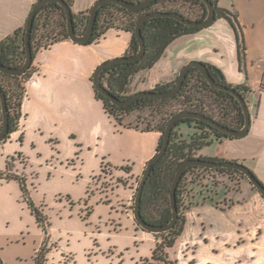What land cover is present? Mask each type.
<instances>
[{"label":"crops","instance_id":"crops-1","mask_svg":"<svg viewBox=\"0 0 264 264\" xmlns=\"http://www.w3.org/2000/svg\"><path fill=\"white\" fill-rule=\"evenodd\" d=\"M37 1L0 0V41L26 24ZM96 1L73 0V14L90 11ZM218 6L237 15L246 45L245 59L241 66L235 31L227 20L219 19L195 34L182 36L186 37L183 41H180L182 37L176 39L148 74L144 73L132 79L130 86L135 88L130 93L154 90L158 84L173 82L188 61H203L219 67L232 86L249 87L251 90L247 98L260 84L262 88L257 90L260 105L252 120L255 125L264 120V25L260 22V18H264V0H218ZM131 38L130 32L111 28L92 43L82 44L67 38L37 51L33 60L36 70L26 84L22 102L20 131L13 136L18 138L21 135L20 147L23 154L31 150L29 154H35L39 158L38 163L48 169L47 176L38 173L36 179L33 176L34 171L31 172L30 175L34 178L32 181L39 185L38 189H42V184L47 183L54 173L63 178L61 175L70 169L74 178L78 169L81 175L76 176V181L81 179L82 183L81 193L78 195L81 197L87 192L92 193L88 197L92 213L108 215V220L113 221L118 229H130L132 225L138 231L142 229L133 220L131 208L134 190L147 162L157 152L161 133L156 130L145 131L136 123L135 115L124 117L121 123L118 122L106 111L103 101L96 97L92 81L94 71L101 63L127 53ZM246 140L248 139L242 137L224 138L218 142L223 145L226 142L233 144L229 154L224 153L222 156L217 151L213 156L202 155L201 158L228 159L243 164L245 160L252 158L255 160L257 176L264 184V150L252 152L250 146L246 145ZM12 142L8 141L5 147ZM49 142L53 147L50 148ZM14 174L20 176L19 170L12 175ZM106 176L112 183L110 190L106 191L110 193L107 197V203L110 204L95 206L94 200L104 191L98 180ZM209 176L211 174L207 177ZM222 177L224 175H216L218 180ZM204 182L209 181L206 178ZM17 186L18 183L13 179L0 178V256L5 263L11 264L21 261L22 256L27 257V238H23L25 243L20 246L19 240L16 243L12 241L10 229L14 227L15 232L21 231L20 235H23L24 227L12 209L10 195H7L18 189ZM195 187L194 185L193 188ZM205 190L209 192V188L198 186L192 200L195 199V193L201 191L200 194H203ZM213 190L216 187H212ZM10 219L14 224L11 225L9 221L8 226H5ZM113 230L114 233H111ZM113 230H107L108 233L101 230L98 236L105 233L106 238L111 240L119 232L117 228ZM143 233L142 239L149 240L147 233ZM183 235L180 237V249L197 240L183 239ZM127 239L133 241L135 237L131 235ZM42 242L43 238L38 244H30L34 253ZM13 246L21 249L13 253L5 252L7 247ZM47 256L48 263L53 264L49 254ZM248 257L251 259L238 262L256 264L264 258V254L257 256L250 252ZM176 258L181 263L179 255ZM65 261L64 257L60 264H71Z\"/></svg>","mask_w":264,"mask_h":264},{"label":"trees","instance_id":"trees-1","mask_svg":"<svg viewBox=\"0 0 264 264\" xmlns=\"http://www.w3.org/2000/svg\"><path fill=\"white\" fill-rule=\"evenodd\" d=\"M72 6L73 0H66ZM138 1V0H130ZM216 10V21L227 20L236 34L238 59L241 64L245 59L246 45L244 42L241 26L237 15L230 10L218 6V0H211ZM185 10V11H184ZM152 11H176L191 20H202L207 15V6L203 0H154L149 5L140 10H130L114 3H106L98 10V15L91 39L82 44H88L99 40L107 30L117 28L128 31L132 34L128 51L125 55H133L138 50V41L135 35V25L137 19L143 13ZM195 12V13H194ZM89 13L81 12L74 15V23L78 32L84 31L87 27ZM194 13V16H190ZM204 28L186 25L171 17H154L147 20L142 26V34L145 39L146 50L141 59L133 62H120L106 68L102 73L103 84L117 97L125 99L129 97L130 84L136 74L150 70L164 55L166 49L179 37L195 34ZM25 31L26 24L15 30L12 34L0 41V63L9 67H19L26 58L25 51ZM67 18L64 8L57 3L44 5L36 14L31 33V47L33 55L43 48H47L53 43L67 39ZM210 74L218 82L232 86L226 80L223 71L210 63H206ZM35 66L21 75H11L0 71V87L6 94V101L9 110V133L1 142L8 139L9 135L20 129L22 118V102L26 93V84L35 72ZM176 80L170 83L158 84L154 90L165 91L172 88ZM246 99L250 88L245 85L234 86ZM95 90V88H94ZM223 100L219 110L224 114L226 109L236 112L233 121H226L221 117L214 116L210 112L213 108L212 96ZM96 97L103 101L106 111L118 122H122L124 117L135 115L138 125L143 123L145 131L156 130L161 133L157 150L162 147L164 132L168 121L175 113L182 110L200 112L208 117H212L219 123L231 127L240 128L244 124V114L239 101L229 92L217 89L210 85L203 74L197 68H191L186 76L184 84L177 95L169 99H159L143 97L135 100L128 106H117L109 98L95 90ZM179 103L181 107L168 115L165 110ZM229 107H227V105ZM169 105V106H168ZM167 106V107H165ZM173 107V106H172ZM224 111V112H223ZM148 112L149 117L145 118L144 113ZM167 115V117H165ZM193 126L194 133L184 136L178 131L180 124ZM3 127V115L0 104V129ZM224 138H236L217 129L206 121L195 118L180 119L171 135L170 143L165 154L154 164L144 185L141 198L142 217L151 224L165 225L172 218V207L170 203V189L175 173L184 161L194 158L196 153L204 146L211 144L214 140L221 141ZM22 139V138H21ZM217 160V159H214ZM103 169V167H102ZM216 172L218 175L227 176L231 181L235 180L234 173L244 176L236 169L222 168L209 169L192 166L184 171V174L177 187V207L179 217L176 225L169 231L163 233H153L161 235L162 241L157 242L151 256L144 258L138 264H177L172 259L170 251L179 241L183 234L187 222L186 210L192 204L194 185H202L206 179L207 172ZM0 178L15 179L20 183L24 196L27 197L36 222L46 230L49 228L48 219L34 206L29 197V192L24 180L18 175L0 172ZM246 178V176H244ZM236 184H239L236 182ZM213 187L218 184L213 182ZM255 189V187H254ZM212 191V189H210ZM215 191V190H213ZM212 191V192H213ZM138 224V223H137ZM138 226H140L138 224ZM46 245L36 254V264H47ZM0 264L4 261L0 257ZM192 264H195L193 262Z\"/></svg>","mask_w":264,"mask_h":264},{"label":"rangeland","instance_id":"rangeland-1","mask_svg":"<svg viewBox=\"0 0 264 264\" xmlns=\"http://www.w3.org/2000/svg\"><path fill=\"white\" fill-rule=\"evenodd\" d=\"M194 13H190V16H194ZM260 22L264 25L263 17L260 18ZM185 38L182 37L179 40L183 41ZM149 71L151 70L142 71L136 74L135 77L143 75L144 73L148 74ZM260 87V84H258L253 89V93L246 99L252 120H254L256 111L260 105L259 92H257ZM134 88L135 86H130V92ZM263 91L264 88L262 89ZM130 92L129 94H132ZM208 95L212 96L214 104L210 112L214 116L221 117L228 122L233 121L234 116L237 115L236 112L231 109H226L225 112L227 113L223 117V113L219 108L222 107L224 101L217 98L214 93L210 94L208 92ZM179 107H181L179 103L173 104L165 110V114L168 113L169 115L177 111ZM227 107L229 106L227 105ZM144 116L145 118L149 117V113L145 112ZM263 123L264 120L259 123L257 122L255 125L252 123L249 133L242 137L248 139L246 140V145L250 146L252 152L264 150ZM145 126V123L141 125L143 128ZM19 131L20 129L11 133L6 141H0V170L4 173L8 172L11 175L19 170V177L24 180L30 199L34 203V206L48 219L49 228L45 230L43 226H40L36 222L28 199L21 190L19 181L13 179L18 183V189L13 190L11 194L8 193L7 195H10L12 209L15 210L18 220L24 229L22 230L23 235H20L21 231L17 233L14 227L10 228L12 241L16 243L19 240L20 246L24 245L25 241H27L25 247L27 257L25 256L24 258L22 256L21 261H17L16 264H36L35 256L44 244L46 245L51 262L55 264L63 262L64 257L66 259L65 263L71 264H138L142 259L151 256L150 253L153 251L156 243L162 241L161 235L146 232L136 222L137 226L149 236V240L142 239V234H144L142 230L135 231V227L132 225L130 229H126V227L118 229L119 227H116L113 221L108 220V215H103L99 212L96 214L92 213L88 205V197L92 193L87 192L81 197L78 195L81 193L82 187L81 179L80 181H76V176L81 175L78 169L74 178L71 174L72 170L70 169L65 173L66 175H61L63 178H59L58 174L54 173L47 183L42 184V189H38L39 185L32 181L34 179L33 176L35 179L38 173L47 176L48 169L38 163L39 158L35 154H29L31 150L28 153H22L20 147L22 146L21 135L18 138H14L13 136ZM178 131L184 136H189L194 133V128L184 123L178 126ZM8 141L13 142L8 147H5ZM49 143L51 144H49L50 148L53 147L52 143ZM232 146L233 144H229V142L223 145L214 140L211 144L200 149L195 157L201 158L202 155L213 156L217 151L223 156L224 153L229 154V149ZM254 161L250 158L245 160L244 164L257 176ZM33 171L34 175L32 176L30 174ZM208 174H211V176L207 177ZM216 175H218L216 172H207L205 176L209 182H204V179L202 185H195L194 190L198 186H202L209 188V192L205 190L203 194H200L201 191L195 193V199L194 201L192 200L193 203L186 210V212L188 211V221L183 232L184 235L182 234L183 239L193 238L197 240L190 242L181 249L179 247L182 238L177 242L170 251L172 259H175L177 264H192L193 262L195 264H243L238 261L251 259L248 257L250 252H253L257 256L264 254L263 196L256 188L254 189V186L247 177L244 178L245 175L242 176L234 173L236 180L234 182L227 176L221 179L219 178L218 180ZM257 177L260 179L259 176ZM104 178L100 177V180H98L99 184L101 183L100 188L104 191L98 194L99 196L94 200V205L102 204L109 206L110 204L107 203V197L110 193L108 194L106 191L110 190L109 187L112 183L107 176ZM139 182L140 180L136 183L133 202L131 204L132 215ZM213 182H216L218 185L215 191L210 192V189L213 187ZM236 182L239 184H236ZM9 221H11V225L14 224L10 219L6 221L5 226H8L7 222ZM111 228L112 230L117 228L119 232L111 240H108L105 233H108L107 230ZM101 230L105 233L99 237L98 235ZM111 233H114V230ZM131 235L135 237L133 241L127 239ZM23 238L27 239L24 241ZM41 238H43V242L35 254L30 244H38ZM17 249H21V247H7L5 252L10 251L13 253ZM178 255L181 263L176 258ZM11 257H13V254H11ZM263 259L262 257L256 264H264ZM48 262L49 260L47 264H49ZM4 264L11 263L4 262Z\"/></svg>","mask_w":264,"mask_h":264},{"label":"water","instance_id":"water-1","mask_svg":"<svg viewBox=\"0 0 264 264\" xmlns=\"http://www.w3.org/2000/svg\"><path fill=\"white\" fill-rule=\"evenodd\" d=\"M154 0H138V1H130V0H97L90 9L89 19L87 23V27L83 32H78L76 30V26L74 23V14L72 11L71 6L68 4L66 0H38L32 7L29 16L26 21V31H25V51H26V58L22 65L19 67H9L7 65L0 63V71L11 74V75H21L28 71L33 63L34 55L32 52L31 47V33L34 24V19L36 17L37 12L46 4L48 3H57L61 5L66 13L67 18V33L68 37L77 43H86L88 42L93 34L98 10L101 6L106 3H114L130 10H140L149 5ZM203 2L207 6V15L202 20H191L186 18L183 14L178 13L176 11H152L148 13H143L137 19L135 25V35L138 41V50L133 55H123L121 57L109 59L103 63H101L94 71L92 81L96 91L102 93L110 101L117 105V106H128L132 104L135 100L143 97H151V98H159V99H169L174 97L179 93L181 90L184 81L186 79L187 73L191 68H197L206 78L208 83L217 89L229 92L232 94L240 103L241 108L244 114V124L240 128H231L225 126L212 117H208L203 113L200 112H192L188 110L178 111L171 117L166 125V129L164 132V139L163 144L160 149L157 150L156 154L147 162L144 172L140 178V182L137 187L135 199H134V208H133V215L136 222L142 227L143 230L151 233H163L166 231L171 230L174 228L178 221L179 212L177 207V187L179 182L184 174V171L192 166H198L203 168L209 169H222V168H229V169H236L239 172L243 173L252 185L261 193L264 197V184L261 180L256 176V174L245 164L237 162V161H230V160H214V159H207V158H191L183 163L180 164L178 167L172 185L170 189V203L172 207V218L171 220L165 225H155L148 223L141 214V198L144 189V185L146 180L154 166V164L165 154L168 145L170 143L172 132L180 119L183 118H195L200 119L203 121L208 122L212 126L216 127L217 129L223 131L224 133L239 138L246 136L252 126V119L251 113L249 110V106L247 103L246 98L234 87L228 86L218 82L216 79L212 77L210 74L209 68L207 64L203 61L199 60H190L188 61L179 71L178 77L176 79L175 85L165 91H156V90H148V91H139L136 93L131 94L129 97L122 99L114 95L102 82V73L103 71L120 62H133L141 59L144 55L146 50L145 39L142 34V26L143 24L154 17H171L174 18L186 25L194 26V27H201L206 28L212 25L216 21V10L215 6L211 0H203ZM0 104H1V111L3 115V127L0 129V140L4 139L7 134L9 133L10 121H9V110L6 101V94L4 90L0 87Z\"/></svg>","mask_w":264,"mask_h":264},{"label":"built area","instance_id":"built-area-1","mask_svg":"<svg viewBox=\"0 0 264 264\" xmlns=\"http://www.w3.org/2000/svg\"><path fill=\"white\" fill-rule=\"evenodd\" d=\"M107 170V169H106Z\"/></svg>","mask_w":264,"mask_h":264}]
</instances>
